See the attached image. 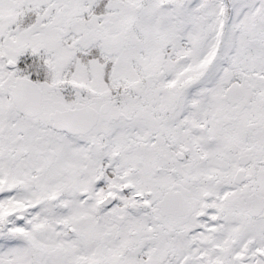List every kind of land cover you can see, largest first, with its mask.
I'll return each mask as SVG.
<instances>
[{
  "label": "snow or ice",
  "instance_id": "obj_1",
  "mask_svg": "<svg viewBox=\"0 0 264 264\" xmlns=\"http://www.w3.org/2000/svg\"><path fill=\"white\" fill-rule=\"evenodd\" d=\"M0 264H264V0H0Z\"/></svg>",
  "mask_w": 264,
  "mask_h": 264
}]
</instances>
